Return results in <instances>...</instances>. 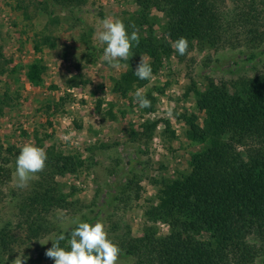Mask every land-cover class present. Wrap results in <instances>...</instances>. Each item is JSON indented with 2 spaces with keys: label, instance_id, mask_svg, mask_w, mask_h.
<instances>
[{
  "label": "rangeland",
  "instance_id": "1",
  "mask_svg": "<svg viewBox=\"0 0 264 264\" xmlns=\"http://www.w3.org/2000/svg\"><path fill=\"white\" fill-rule=\"evenodd\" d=\"M217 6L224 22L233 12L246 9L238 0H219ZM142 14L133 0H83L70 5L0 0L3 155H19L25 144L32 143L85 161L82 167L54 178L67 205L47 214V227L36 237L21 224L20 206L33 190L38 173L20 188L16 165L7 164L8 175L0 180V231L4 229L12 241L0 264H11L22 252L25 257L34 256L35 249L50 246L48 240L57 230L75 226L71 221L77 218L91 223L102 220L109 238L115 226L133 237L141 236L145 226L153 227L158 237L167 235L168 224L148 220V213L157 204L160 181L185 174L190 155L204 147L187 136V120L201 124L203 119L196 92L211 84L239 92L264 75V38L256 35L264 27L224 23L215 41L192 40L185 55L171 42L170 54L140 88L154 99L145 111L136 102L137 89L126 99L113 91L114 81L131 67L132 56L114 68L102 60L106 45L96 38L100 22L108 17L123 20L129 35L131 25L140 38L165 35V13L152 8ZM35 43L41 44L40 52L34 50ZM141 59L151 66L148 54ZM33 62L45 67L39 84L26 79L27 66ZM169 107L174 119L166 114ZM10 147L12 154L5 151ZM236 148L242 158L248 156L249 147ZM117 264L131 261L119 257Z\"/></svg>",
  "mask_w": 264,
  "mask_h": 264
},
{
  "label": "trees",
  "instance_id": "2",
  "mask_svg": "<svg viewBox=\"0 0 264 264\" xmlns=\"http://www.w3.org/2000/svg\"><path fill=\"white\" fill-rule=\"evenodd\" d=\"M52 1L70 5L83 0ZM133 1L142 15L152 8L162 11L167 23L161 38L149 34L140 38L138 45L134 42L132 65L113 84V91L124 99L150 80H140L134 74L142 55L152 58L155 73L162 58L172 51L171 42L180 36L186 37L191 47L192 40L215 41L224 23L264 27V0H238L246 9L233 12L225 22L217 6L219 0ZM256 35L263 39L264 31ZM40 45H33L36 52H40ZM44 68L39 62L29 64L25 73L28 82L41 83ZM196 95L203 119L201 124L193 118L187 120V136L204 147L190 155L185 174L160 181L157 204L148 213V220L167 223L169 233L158 237L153 227L145 226L141 236L133 237L115 226L109 239L121 248L119 257L129 258L131 264H264V75L239 92L211 84ZM146 96L152 107L154 99L148 92ZM239 146L250 148L246 158L236 151ZM5 151L12 154L11 147ZM3 153L0 145V180L8 175L7 164L16 165L18 157H5ZM46 154L45 168L20 206L21 224H26L34 237L47 227L46 216L51 210L67 205L54 178L85 162L80 156L53 149ZM71 229L57 230L52 240L62 232L70 236ZM4 231H0V258L9 254L12 241ZM204 234L208 238H202ZM60 243L68 247L67 239ZM51 246L52 242L49 247L35 249L25 264H54L45 255Z\"/></svg>",
  "mask_w": 264,
  "mask_h": 264
},
{
  "label": "clouds",
  "instance_id": "3",
  "mask_svg": "<svg viewBox=\"0 0 264 264\" xmlns=\"http://www.w3.org/2000/svg\"><path fill=\"white\" fill-rule=\"evenodd\" d=\"M101 30L97 31L96 38L106 47L103 50L102 60L107 61L112 67L119 68L120 60H129L131 56L132 42L139 44V34L135 25H131L133 31L128 34L126 26L120 18L108 17L101 22ZM173 46L180 55L188 51V40L180 36L173 42ZM134 74L140 80L152 78L153 72L150 64L142 59L137 65ZM139 108L151 107V101L147 99L146 89H137L134 93ZM167 116L173 118V109H167ZM47 160L46 151L35 144H25L16 159L17 187H27L29 180L45 168ZM70 236L66 237L62 232L55 237L52 246L47 249L45 255L54 261V264H117L121 248L117 243L109 239L108 232L102 220L95 223L81 221L79 218L71 221ZM67 231V227L65 228ZM67 239L68 247H61V241ZM46 241L45 243H47ZM27 257L18 254L11 264H25Z\"/></svg>",
  "mask_w": 264,
  "mask_h": 264
}]
</instances>
